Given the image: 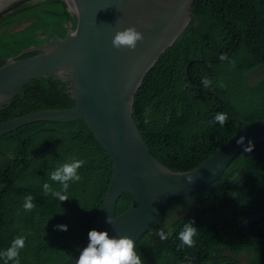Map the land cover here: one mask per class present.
I'll return each mask as SVG.
<instances>
[{
	"label": "trees",
	"instance_id": "1",
	"mask_svg": "<svg viewBox=\"0 0 264 264\" xmlns=\"http://www.w3.org/2000/svg\"><path fill=\"white\" fill-rule=\"evenodd\" d=\"M75 25L76 15L65 0L21 1L0 15V66L39 53L15 57L22 48L47 41L39 36L63 37ZM221 54L228 59L221 61ZM190 60L188 81L185 66ZM204 76L213 81L210 89L201 84ZM73 102L68 81L36 77L0 109V123L43 108H68ZM217 112L228 113L224 126L213 122ZM132 115L152 155L176 171L190 169L211 154L240 127L237 117L264 118V0H194L190 23L144 75ZM73 157L86 164L79 170L81 180L70 184L69 199L45 194L46 182L60 189L49 173ZM111 165L82 120L36 121L0 135V252L23 235L20 264H58L65 259L96 222ZM29 194L36 207L26 212L23 203ZM131 202L123 193L115 213ZM263 209L261 139L240 149L205 189L167 201L160 219L135 243L136 250L144 264H264V245L240 227ZM190 220L198 235L193 247H182L178 233ZM250 228L264 239V218ZM161 231L166 239L158 235Z\"/></svg>",
	"mask_w": 264,
	"mask_h": 264
},
{
	"label": "water",
	"instance_id": "2",
	"mask_svg": "<svg viewBox=\"0 0 264 264\" xmlns=\"http://www.w3.org/2000/svg\"><path fill=\"white\" fill-rule=\"evenodd\" d=\"M24 0H0V15ZM36 1V0H34ZM76 15L75 28L63 37L41 35L47 41L22 48L15 57L34 50L39 53L8 59L0 66V109L7 107L22 87L40 76L68 81L73 105L43 108L0 123V135L36 121L82 120L112 161L111 178L92 229L110 237L127 236L134 243L160 219L167 201L205 189L246 145L264 139V118L238 119L240 127L196 166L176 171L154 157L132 115L135 93L144 75L174 42L191 20L194 0H65ZM134 26L144 39L135 50L116 49L115 32ZM185 75L188 81V66ZM71 70L68 80L55 75ZM215 93V92H213ZM243 137V142L237 140ZM188 177L192 180L189 181ZM123 193L131 204L116 214ZM112 217V224L106 222ZM264 218V209L240 226L253 241L251 225ZM88 236L58 264H75Z\"/></svg>",
	"mask_w": 264,
	"mask_h": 264
},
{
	"label": "clouds",
	"instance_id": "3",
	"mask_svg": "<svg viewBox=\"0 0 264 264\" xmlns=\"http://www.w3.org/2000/svg\"><path fill=\"white\" fill-rule=\"evenodd\" d=\"M144 39L143 34L138 31L134 26H129L123 30H117L112 40V45L116 49L127 48L135 50L137 43ZM219 59L224 61L227 58L226 54H221ZM234 66V61H230ZM55 75L68 80L71 75V70L65 71L64 69H57ZM201 84L204 89H210L213 81L204 76L201 79ZM224 87L223 83L219 84ZM229 121V115L226 112H217L213 117V122L224 126ZM243 142V137L237 140L240 144ZM251 148L245 149L250 151ZM86 164V161L78 158H71L69 161L56 167L49 173V179L52 182L58 183L60 189H54L49 183H44L43 191L45 194H51L59 201H66L69 199L67 193L71 183H76L81 180L79 170ZM191 181L192 178L188 177ZM36 207L34 197L29 194L24 198L23 208L26 212H31ZM112 217H107L106 222L112 224ZM59 230L66 231V225H57ZM161 239H166V236L161 231L158 233ZM198 235V229L194 226V221L185 222L182 229L178 233V240L181 242L182 247L191 248L195 245V237ZM88 244L80 251L78 259L75 264H144L141 256L136 250V245L133 239L127 236L110 237L106 231H97L92 229L88 232ZM26 237L18 235L13 239L10 246L0 252V259H3L4 264H20V251L25 247Z\"/></svg>",
	"mask_w": 264,
	"mask_h": 264
},
{
	"label": "rangeland",
	"instance_id": "4",
	"mask_svg": "<svg viewBox=\"0 0 264 264\" xmlns=\"http://www.w3.org/2000/svg\"><path fill=\"white\" fill-rule=\"evenodd\" d=\"M14 29H17V28L15 27ZM169 219H170V216L167 217V220H166L167 223L169 222Z\"/></svg>",
	"mask_w": 264,
	"mask_h": 264
},
{
	"label": "flooded vegetation",
	"instance_id": "5",
	"mask_svg": "<svg viewBox=\"0 0 264 264\" xmlns=\"http://www.w3.org/2000/svg\"><path fill=\"white\" fill-rule=\"evenodd\" d=\"M46 40H47V38H46ZM240 258L243 260L244 259V257L243 256H240Z\"/></svg>",
	"mask_w": 264,
	"mask_h": 264
}]
</instances>
